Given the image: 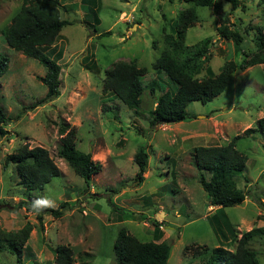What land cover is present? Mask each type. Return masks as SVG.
I'll return each mask as SVG.
<instances>
[{
    "label": "rangeland",
    "instance_id": "374dc122",
    "mask_svg": "<svg viewBox=\"0 0 264 264\" xmlns=\"http://www.w3.org/2000/svg\"><path fill=\"white\" fill-rule=\"evenodd\" d=\"M58 2L60 18L71 25L43 51L60 66L59 95L30 108L46 94L38 80L46 70L6 45L1 31L19 12L22 0H0V54L9 61L0 78V108L6 119L5 135L0 137V231L30 227L20 262L0 253V264H55L57 246L71 250V264H117L113 245L118 232L153 242V222L161 226L160 241L170 246L167 264H205L211 249L233 252L234 236L264 228V131L257 125L264 117V48L258 41L262 37L264 43V3L239 0L232 9L227 0H215L216 12L195 8L198 21L186 30V47L179 58L206 46L207 58H201L194 78L219 75L229 63L238 66L253 58L263 63L232 73L210 102H191L182 122L151 128L147 112L170 87L153 65L168 49L165 35L174 34L178 16L192 5L178 0ZM93 11L98 22L92 19ZM225 19L229 29L239 33L240 48L218 34ZM105 33L109 34L99 37ZM121 62L145 69L138 114L111 92H103L106 72ZM62 128L66 133L74 130L76 149L101 165L87 186L57 155ZM247 129L256 131L245 135ZM236 136L235 148L246 163L235 180L245 198L240 205L223 208L218 220L212 219L216 207L207 208L192 150L224 146ZM25 144L47 150L60 171L41 191H25L18 185L15 166L5 164L7 156ZM140 147L148 161L144 179L136 185L133 156ZM39 196H49L57 207L66 203L60 216L46 209L36 214L31 202ZM250 248L264 264V232Z\"/></svg>",
    "mask_w": 264,
    "mask_h": 264
},
{
    "label": "trees",
    "instance_id": "16d2710c",
    "mask_svg": "<svg viewBox=\"0 0 264 264\" xmlns=\"http://www.w3.org/2000/svg\"><path fill=\"white\" fill-rule=\"evenodd\" d=\"M172 2V0H168ZM192 5L178 16L174 34H166L164 44L168 49L164 50L161 57L153 67L162 73L170 87L161 93L156 99L155 107L147 112L148 124L151 128L163 124L180 123L186 118L185 109L194 101L202 104L210 102L214 97L221 94L227 85L232 73L242 71L246 67L263 63L260 59L253 58L249 62L235 65L229 63L222 68L221 73L198 81L194 78L200 69L201 58H207L206 46L198 48L182 60L180 53L185 46L186 30L198 21L196 7H211L218 11L215 0H178ZM232 9L239 6V0H227ZM264 3V0H261ZM92 19L98 22L97 13L93 11ZM90 17V16H88ZM71 23L60 18L58 0H22L19 12L11 19V22L2 29L1 35L6 45L24 57L37 61L46 73L38 78L46 88L44 98L38 100L30 108L37 107L59 95L60 66L56 61L49 58L44 49L54 45L63 27ZM221 38L232 41L240 48L241 37L235 30L228 27L227 19L224 25L217 28ZM109 33L100 35L104 37ZM259 48H264L263 38L259 37ZM8 59L0 54V78L6 74ZM145 69H136L132 64L116 63L106 72L103 92H111L118 101L128 109L138 114L141 108V96L145 88L141 82V76ZM153 95V88H149ZM6 119L0 108V137L5 135L3 129ZM259 130L264 131V117L257 121ZM66 128L59 130L60 146L57 155L64 160L76 175L81 177L86 186L92 176L98 174L101 165L91 159L89 153H82L76 149L75 132ZM256 130L247 129L245 135L254 133ZM239 137H234L224 146H201L193 151L194 166L198 171V182L206 193L209 205L217 207L212 219L218 220V215L223 208L240 205L245 196L237 188L236 178L244 171L246 157L236 148L235 142ZM148 155L143 147H140L133 156V163L137 168L134 183L140 185L146 171ZM5 164L14 165L19 178L18 185L25 191H41L51 179L58 177L60 171L47 150L42 147L30 148L27 144L21 146L7 156ZM88 188V187H87ZM24 206L23 204L20 207ZM66 203L56 209H46L53 216H60L61 210ZM19 207V206H18ZM41 223L42 219L38 217ZM157 222H153V242H142L128 234L125 230L118 232L114 241L113 252L117 264H167L170 254V246L162 239V231ZM30 227L20 229L17 232L0 231V253L14 256L20 262L22 249L29 237ZM264 232V228H252L240 234L234 239L235 249L233 252L222 247H216L209 251L205 264H259L256 253L250 248L251 242ZM160 241V242H159ZM201 248V247H198ZM197 247L195 248V250ZM199 254V251L196 250ZM55 264H71L72 252L65 246H57L55 251Z\"/></svg>",
    "mask_w": 264,
    "mask_h": 264
},
{
    "label": "clouds",
    "instance_id": "9594fccd",
    "mask_svg": "<svg viewBox=\"0 0 264 264\" xmlns=\"http://www.w3.org/2000/svg\"><path fill=\"white\" fill-rule=\"evenodd\" d=\"M56 207V201L49 196H39L31 202V208L36 214H40L45 209H55Z\"/></svg>",
    "mask_w": 264,
    "mask_h": 264
},
{
    "label": "crops",
    "instance_id": "0c3cea01",
    "mask_svg": "<svg viewBox=\"0 0 264 264\" xmlns=\"http://www.w3.org/2000/svg\"><path fill=\"white\" fill-rule=\"evenodd\" d=\"M207 208H208V210H210L212 207L208 204V205H207ZM216 210H217V207H216L215 210H211V213H214Z\"/></svg>",
    "mask_w": 264,
    "mask_h": 264
}]
</instances>
